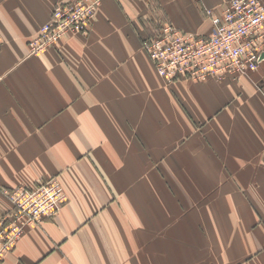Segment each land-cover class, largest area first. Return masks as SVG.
<instances>
[{
  "label": "crops",
  "instance_id": "1",
  "mask_svg": "<svg viewBox=\"0 0 264 264\" xmlns=\"http://www.w3.org/2000/svg\"><path fill=\"white\" fill-rule=\"evenodd\" d=\"M68 1L0 0V219L4 189L68 198L0 264H264V61L167 83L143 49L154 21L210 35L228 0H101L88 35L29 55Z\"/></svg>",
  "mask_w": 264,
  "mask_h": 264
},
{
  "label": "built area",
  "instance_id": "2",
  "mask_svg": "<svg viewBox=\"0 0 264 264\" xmlns=\"http://www.w3.org/2000/svg\"><path fill=\"white\" fill-rule=\"evenodd\" d=\"M100 0H78L55 8L52 19L30 42L29 54L56 45L68 33L88 34ZM214 25L202 36L164 24L147 37L143 49L167 83L178 79H237L258 70L264 61V0H228L223 11H208ZM2 39L0 37V46ZM36 187L5 190L13 208L0 221V261L15 249L25 229L57 217L67 196L57 179Z\"/></svg>",
  "mask_w": 264,
  "mask_h": 264
},
{
  "label": "rangeland",
  "instance_id": "3",
  "mask_svg": "<svg viewBox=\"0 0 264 264\" xmlns=\"http://www.w3.org/2000/svg\"><path fill=\"white\" fill-rule=\"evenodd\" d=\"M74 1H78V0H70V1H68V2H64V3L58 4L57 6H59V5H63V4H67V3H70V2H74ZM100 3H101V0H100L99 5H98L97 13H98V10H99V7H100ZM57 6H56V7H57ZM56 7H55V8H56ZM54 10H55V9H54ZM54 10H53V12H54ZM53 12H52V15H53ZM97 13H96V16H97ZM96 16H95V18H96ZM95 18L92 20V22H91V24H90V29H89L88 34L91 32V28H92V25H93V22H94ZM51 19H52V16H51L50 20H51ZM50 20H49L47 23H49ZM154 22H155V21H154ZM154 22H152V23L149 25V28H148V29H149L150 31H149V34H148V35H150V34L152 35V34H153V33H151V31L154 29L153 27H158V26L161 27L162 25H164V23H162V24H154ZM47 23L43 24V25L40 27L38 34H37L32 40H34V39L39 35L41 28H42L44 25H46ZM159 27H158V28H159ZM154 32H155V31H154ZM68 34H70V33H68ZM68 34H66V35H68ZM79 34H82V33H79ZM88 34H83V35H88ZM66 35H65V36H66ZM65 36H63L62 38H64ZM0 37H1V39H2V43H3V37H2L1 34H0ZM146 38H147V37H146ZM146 38H145V39H146ZM145 39H144V40H145ZM32 40H31V41H32ZM144 40H143V43H144ZM31 41H30V42H31ZM60 41H61V39H60ZM60 41H59V42H60ZM30 42L28 43V49H29V44H30ZM59 42H58V43H59ZM58 43H57L56 45H54V46H57ZM1 45H2V44H1ZM54 46H52V47H54ZM0 47H1V46H0ZM50 48H51V47H50ZM48 49H49V48H48ZM48 49H47V50H48ZM45 51H46V50H45ZM38 54H39V53H38ZM29 55L32 56V55H37V54H29ZM51 179H57V178L54 177V178H51ZM57 180H58V179H57ZM48 181H51V180H48ZM40 182H44V181H40ZM40 182H39V183H40ZM39 183H38V184H39ZM38 184L34 185V187H36ZM22 186H30V187H33V186H31V185H21V186H18V187H22ZM15 188H17V187H15ZM11 189H13V188H11ZM11 189H4L3 192H4L5 190H11ZM61 189L63 190L62 187H61ZM63 192H65V191L63 190ZM65 194H66V193H65ZM5 195H6V194H5ZM6 196H7V195H6ZM66 196H67V195H66ZM7 197H8V196H7ZM9 200H10V199H9ZM67 200H68V198H67ZM67 200H66V202H65L64 204L67 203ZM64 204H63V205H64ZM63 205H62V206H63ZM62 206H61V208H62ZM12 208H13V205H12ZM61 208H60V209H61ZM11 210H12V209H11ZM58 213H59V212H58ZM5 216H6V215H5ZM5 216H4V217H5ZM4 217H2V218L0 219V221H1ZM52 218H55V217H52ZM46 219H50V218H45V219L42 221V223H43ZM39 225H40V224H39ZM13 250H14V249H13ZM13 250H12V251H13Z\"/></svg>",
  "mask_w": 264,
  "mask_h": 264
},
{
  "label": "water",
  "instance_id": "4",
  "mask_svg": "<svg viewBox=\"0 0 264 264\" xmlns=\"http://www.w3.org/2000/svg\"><path fill=\"white\" fill-rule=\"evenodd\" d=\"M262 58L264 59V52H263V54H262Z\"/></svg>",
  "mask_w": 264,
  "mask_h": 264
}]
</instances>
